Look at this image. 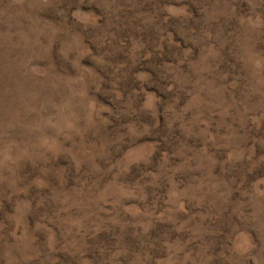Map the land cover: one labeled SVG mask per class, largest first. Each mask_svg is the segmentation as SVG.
<instances>
[{
	"label": "rangeland",
	"instance_id": "rangeland-1",
	"mask_svg": "<svg viewBox=\"0 0 264 264\" xmlns=\"http://www.w3.org/2000/svg\"><path fill=\"white\" fill-rule=\"evenodd\" d=\"M0 264H264V0H0Z\"/></svg>",
	"mask_w": 264,
	"mask_h": 264
}]
</instances>
